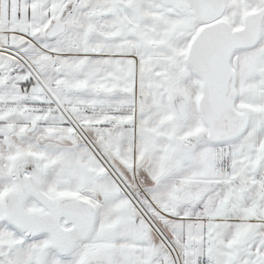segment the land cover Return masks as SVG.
Listing matches in <instances>:
<instances>
[{"label":"snow or ice","instance_id":"obj_1","mask_svg":"<svg viewBox=\"0 0 264 264\" xmlns=\"http://www.w3.org/2000/svg\"><path fill=\"white\" fill-rule=\"evenodd\" d=\"M0 264H264V0H0Z\"/></svg>","mask_w":264,"mask_h":264}]
</instances>
